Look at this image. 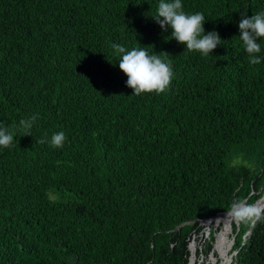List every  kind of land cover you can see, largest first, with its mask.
<instances>
[{"label": "trees", "instance_id": "16d2710c", "mask_svg": "<svg viewBox=\"0 0 264 264\" xmlns=\"http://www.w3.org/2000/svg\"><path fill=\"white\" fill-rule=\"evenodd\" d=\"M159 2L0 0V264H188L200 220L263 195L264 38L249 63L238 22L264 0H181L222 39L207 56ZM113 44L159 55L168 88L132 93ZM232 229L231 264H264V208Z\"/></svg>", "mask_w": 264, "mask_h": 264}, {"label": "clouds", "instance_id": "9594fccd", "mask_svg": "<svg viewBox=\"0 0 264 264\" xmlns=\"http://www.w3.org/2000/svg\"><path fill=\"white\" fill-rule=\"evenodd\" d=\"M153 20L162 31L171 30V37L189 51H198L207 56L221 45V37L215 30L206 32L203 25L206 20L202 13L187 14L183 11L181 0H160L157 14ZM239 40L249 55V63L259 64L256 55L261 51L258 39L264 38V12L255 15H242L238 22ZM114 52L120 55L119 70L127 77L126 86L132 93H162L171 83L173 72L170 64L159 55H150L144 48L127 50L120 44L112 45ZM184 47V48H185ZM166 53V52H165ZM35 116L21 120L20 126L30 129ZM14 135L6 127H0V147L12 144ZM65 137L63 132L52 135L50 143L53 147H61ZM44 143V140L39 141ZM233 215L239 220L252 217L259 218V210L237 202L233 205Z\"/></svg>", "mask_w": 264, "mask_h": 264}, {"label": "rangeland", "instance_id": "374dc122", "mask_svg": "<svg viewBox=\"0 0 264 264\" xmlns=\"http://www.w3.org/2000/svg\"><path fill=\"white\" fill-rule=\"evenodd\" d=\"M233 220V219H232ZM212 224H214L216 231H215V241L213 244V251L211 253L208 254V258L205 259L204 255H200L198 256L197 254V250L198 248H202L203 247V237H207L209 234V230L212 226ZM221 225V228L218 229L217 227ZM226 232V242L224 247L227 246V253L225 256H223L219 250L216 249V245L219 239V236L221 233ZM233 240H234V233H233V229H232V221L229 223V225H225L224 221L219 220H213L209 225L205 224V228L203 229V233H201L199 236L194 237V239H192L191 241L194 242V246H195V253H192L190 251V261L189 263L192 261V264H231L232 263V256L234 254V252L232 251V245H233ZM190 241L189 243V247L190 244L192 243ZM216 254V255H215ZM229 261V262H227Z\"/></svg>", "mask_w": 264, "mask_h": 264}, {"label": "bare ground", "instance_id": "6f19581e", "mask_svg": "<svg viewBox=\"0 0 264 264\" xmlns=\"http://www.w3.org/2000/svg\"><path fill=\"white\" fill-rule=\"evenodd\" d=\"M263 206H264V192H263V195L261 196V198H259L258 201L255 202L251 207L260 211ZM234 218H236V217L233 215V209H232L229 213H227V214H225V215H223V216H221L219 218H216V221L222 220V221H224L225 225H229V223ZM211 222L212 221H208V224L207 225H209ZM226 232H227V230L225 232H223V233L220 234L219 239H218V242H217V245H216V249L219 250L220 253L223 256H225L226 253H227V251H228L227 246L224 247L225 242H226V236H225L226 235ZM195 249L196 248L194 246V242H192L190 244V251L192 253H195ZM227 262H229V261H227ZM192 263L193 262L191 261L189 264H192Z\"/></svg>", "mask_w": 264, "mask_h": 264}, {"label": "water", "instance_id": "95a60500", "mask_svg": "<svg viewBox=\"0 0 264 264\" xmlns=\"http://www.w3.org/2000/svg\"><path fill=\"white\" fill-rule=\"evenodd\" d=\"M261 198V197H260ZM258 201V199L255 201V202H257ZM254 202V203H255ZM240 203H242V204H244V205H246V206H252L253 204H251V205H247L246 204V202L243 200L242 202H240ZM264 208V206L261 208V210ZM233 209V207L229 210V211H227V212H219V213H217L214 217H210V218H207V219H202V220H200V222L202 223V224H208V221H213V220H216V218H219V217H221V216H223V215H225V214H227V213H229L231 210ZM260 210V211H261ZM260 211H259V213H260ZM234 220L235 221H238L239 219H237V218H234ZM254 221H252V223H253ZM251 223V224H252ZM250 231H248L247 233H249ZM188 248H189V250H190V247L188 246ZM189 261H190V256H189ZM189 264V263H188Z\"/></svg>", "mask_w": 264, "mask_h": 264}]
</instances>
